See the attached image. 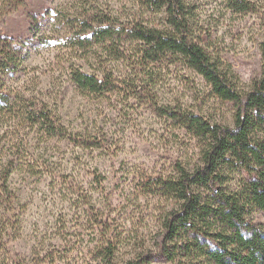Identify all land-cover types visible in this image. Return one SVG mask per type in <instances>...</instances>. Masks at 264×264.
<instances>
[{
	"label": "trees",
	"instance_id": "16d2710c",
	"mask_svg": "<svg viewBox=\"0 0 264 264\" xmlns=\"http://www.w3.org/2000/svg\"><path fill=\"white\" fill-rule=\"evenodd\" d=\"M128 2L131 10L120 16L89 5L58 20L65 27L58 38L66 49L64 82L93 99L149 104L177 138L180 155L157 170L122 169L114 192L96 170L77 179L52 169L30 152L34 137L81 148L100 142L68 132L47 96L10 86L23 71L22 49L0 31V264H119L118 252L136 240L122 264H264V226L253 219L264 213V47L259 77L243 86L206 45L209 31L197 25L190 0ZM223 3L232 14L264 18V0ZM23 4L2 0L1 7ZM89 61L91 72L83 69ZM170 68L182 70L193 92L197 78L206 99L230 104L231 126L181 103L158 104L150 84ZM21 171L47 178L62 203L53 232L28 255L14 246L24 207L9 181ZM149 222L157 230L154 248L142 251Z\"/></svg>",
	"mask_w": 264,
	"mask_h": 264
},
{
	"label": "rangeland",
	"instance_id": "374dc122",
	"mask_svg": "<svg viewBox=\"0 0 264 264\" xmlns=\"http://www.w3.org/2000/svg\"><path fill=\"white\" fill-rule=\"evenodd\" d=\"M195 6V20L199 27L209 31L206 45L219 56L225 68L234 71L241 85H249L260 75L263 63L264 18L260 14L238 15L225 9L223 0H190ZM24 0L23 6L10 12L2 10L0 0V31L13 37L22 49L23 71L9 83L14 90L19 87L34 89L43 97L55 102L57 113L68 132L99 140L100 146L81 148L57 138L44 141L31 140L30 152L59 173L72 174L77 179H89L86 171L106 177L104 186L114 192L123 170H157L180 155L176 137L166 132L164 120L149 107L134 102L127 107L113 102L93 99L78 93L64 82L62 76L66 49L62 42L65 35L63 23L58 22L78 12V9L95 5L113 13L127 14L131 10L128 0ZM4 12V14H3ZM33 17V18H32ZM42 39V40H39ZM81 63V62H76ZM93 62L83 64L91 72ZM179 68L163 70L160 80L150 84V92L158 104L181 103L191 110L198 109L218 123L231 126V105L206 99L196 78L193 92L180 77ZM130 103V102H129ZM33 137V136H32ZM86 148V149H85ZM192 153L193 149L189 148ZM10 187L17 193L24 207L22 235L14 243L15 250L28 255L39 241L46 242L53 232L54 221L61 209L58 195L50 190V181L17 172L10 179ZM116 192V191H115ZM254 221L264 226V213L254 216ZM148 223L141 232L142 251L153 250L157 230ZM153 229V231L151 230ZM46 233V234H45ZM118 252L117 262L130 257L137 246ZM78 263L82 259L77 260ZM152 264H169L159 260Z\"/></svg>",
	"mask_w": 264,
	"mask_h": 264
}]
</instances>
